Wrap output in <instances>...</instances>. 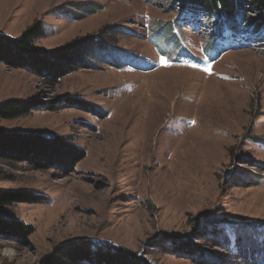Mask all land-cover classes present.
I'll use <instances>...</instances> for the list:
<instances>
[{"label":"rangeland","instance_id":"rangeland-1","mask_svg":"<svg viewBox=\"0 0 264 264\" xmlns=\"http://www.w3.org/2000/svg\"><path fill=\"white\" fill-rule=\"evenodd\" d=\"M176 4L0 0V34L42 27L33 48L49 51L88 38L96 49L107 48L105 41L137 57L120 68L94 60L56 81L0 62V101L48 102L0 118V130L42 142L60 137L84 154L73 166L32 152L19 161L0 159V194L35 199L0 205L7 221L0 223V264H47L56 248L81 243L93 251L120 246L149 264L264 260L247 248L254 240L248 234L264 225V38L239 46L244 38L226 33L227 46H214L213 23L206 22V31L197 18L194 29L174 25L189 55L179 58L177 40L164 38ZM260 15L245 7L242 18L260 26ZM56 98L62 100L49 110ZM141 123L151 137L147 149L136 148L148 139L140 140ZM20 224L32 233L3 230ZM232 228L238 251L218 238L230 240Z\"/></svg>","mask_w":264,"mask_h":264},{"label":"trees","instance_id":"trees-1","mask_svg":"<svg viewBox=\"0 0 264 264\" xmlns=\"http://www.w3.org/2000/svg\"><path fill=\"white\" fill-rule=\"evenodd\" d=\"M172 1L177 3L176 7H178V10L179 8L187 10L194 7V9L196 8L206 13L211 19H216L215 30L227 27L241 33L264 37V24L259 26L257 23H252L249 25L242 18L245 7H253L260 10V18L264 20V0ZM166 30L164 38L167 40L174 39L170 27H167ZM43 34L44 30L39 24L27 28L17 37L0 34V62L9 67L27 69L33 74L56 81L80 68H90V62L94 60L105 63L107 66L120 68L127 64L128 61L137 58L131 54H125L124 51L118 50L114 46H109L105 41L103 43H105L107 48L96 49L92 43L87 41L88 38L72 40L49 51L33 48L34 40ZM212 42L213 40H211L210 44ZM95 50H99L96 55L94 53ZM61 100H57V98L50 100L47 108L54 110L55 105ZM44 103L47 104L48 102L46 103L42 98H8L2 100L0 101V118L13 119L27 115L31 110H37L42 107ZM21 137L18 134H12V132L3 133L0 130L1 160L19 161L22 155L32 152L35 156L43 158V161L55 159L62 165L73 166L84 157L82 151L75 149L71 144H67L60 137H56L49 142H42L37 136ZM34 201L35 199H32L29 195L0 194V205H9L12 202L29 203ZM2 222L7 221L0 217V223ZM4 229L6 232L11 230L18 231L23 235L32 233V229L29 226L26 227L22 224L16 227H5ZM233 235V247H231L228 237L226 239L222 234H218V238L223 247L229 245L231 249L238 251L241 248L239 246V232L234 230ZM248 235L253 236L254 239L252 242L248 241L247 244L249 256L252 254L264 258V225L262 228L252 230ZM249 243L252 244L251 247H249ZM81 245L56 248L52 253L46 255L44 261L47 264H149L141 254L120 246H100L93 251L86 246V243H81ZM93 249L95 248L93 247ZM190 249L192 251V247ZM243 252L244 250L240 254H243ZM256 264H264V260Z\"/></svg>","mask_w":264,"mask_h":264},{"label":"bare ground","instance_id":"bare-ground-1","mask_svg":"<svg viewBox=\"0 0 264 264\" xmlns=\"http://www.w3.org/2000/svg\"><path fill=\"white\" fill-rule=\"evenodd\" d=\"M135 114H136V113H135ZM140 115H141V114H140ZM129 122H130V121H129ZM141 122H142V121H141ZM118 124H119V123H118ZM143 125L145 126V123H144V124H142V123L139 124V128H138V130H139L138 133H139V134H138L137 132H136V133H137L138 135L141 136V137L139 136V137H140V140L143 139V138H145V137H148V139H146L147 141L144 139V141H143L142 143H140L139 140H137V142H138V146H136V148H141V146H142L143 149H144V148L147 149V148H148V141L150 140L151 137H150V135H146L145 131L143 132V129H144ZM115 126H116V125H115ZM112 128H114V127L112 126ZM115 128H116V127H115ZM145 128H146V127H145ZM121 129H123V128H121ZM112 130H113V129H112ZM112 130H111V131H112ZM138 130H137V131H138ZM114 131H115V130H114ZM116 132H117V131H116ZM116 132H115V134H116ZM149 134H150V133H149ZM127 139H128V138H127ZM141 141H142V140H141ZM125 147H126V146H125ZM127 147H128V145H127ZM106 148H107V147H106ZM113 148H114V147H113ZM108 149H109V148H107V150H108ZM143 149H142V150H143ZM112 150H113V149H112ZM112 150H111V151H112ZM142 152H143V151H142ZM127 153H128V152H127ZM145 153H146V151H145ZM128 154H129V153H128ZM146 156H147V155H145V157H146ZM107 158H108V157H107ZM144 159H145V158H144ZM142 160H143V159H142Z\"/></svg>","mask_w":264,"mask_h":264}]
</instances>
